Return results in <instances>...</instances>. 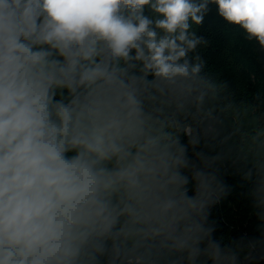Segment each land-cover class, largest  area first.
<instances>
[{
    "label": "clouds",
    "instance_id": "1",
    "mask_svg": "<svg viewBox=\"0 0 264 264\" xmlns=\"http://www.w3.org/2000/svg\"><path fill=\"white\" fill-rule=\"evenodd\" d=\"M210 4L264 49V0H0V264L264 259L209 223L229 164L264 221V139L232 157L197 52Z\"/></svg>",
    "mask_w": 264,
    "mask_h": 264
},
{
    "label": "trees",
    "instance_id": "2",
    "mask_svg": "<svg viewBox=\"0 0 264 264\" xmlns=\"http://www.w3.org/2000/svg\"><path fill=\"white\" fill-rule=\"evenodd\" d=\"M145 15L153 13L146 7ZM192 30L207 41L197 49L206 62L205 72L226 86L218 94V104L224 110L222 136L228 137L225 147L242 164L244 155L250 158L256 147L253 137L261 133L264 139V49L247 40L239 26L225 21L215 4L209 5L202 25H194ZM221 175L230 191L210 209L209 223L215 222L213 238L222 246L241 239L245 243L264 239V221L247 196L250 185L230 164ZM253 255L256 258L246 264H264L257 253Z\"/></svg>",
    "mask_w": 264,
    "mask_h": 264
},
{
    "label": "water",
    "instance_id": "3",
    "mask_svg": "<svg viewBox=\"0 0 264 264\" xmlns=\"http://www.w3.org/2000/svg\"><path fill=\"white\" fill-rule=\"evenodd\" d=\"M241 264H246V260H244V261H241Z\"/></svg>",
    "mask_w": 264,
    "mask_h": 264
}]
</instances>
